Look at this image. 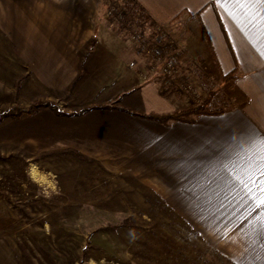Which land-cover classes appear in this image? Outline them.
Segmentation results:
<instances>
[{
    "label": "crops",
    "instance_id": "obj_1",
    "mask_svg": "<svg viewBox=\"0 0 264 264\" xmlns=\"http://www.w3.org/2000/svg\"><path fill=\"white\" fill-rule=\"evenodd\" d=\"M136 1L160 25L196 18L199 50L186 46L183 62L218 79L238 67L228 99L214 101L224 112L168 125L134 114L171 113L180 100L147 55L131 67L119 42L95 38L100 0H0V47L18 48L51 92L89 89L85 107L54 115L52 141L130 170L221 254H264V5Z\"/></svg>",
    "mask_w": 264,
    "mask_h": 264
},
{
    "label": "rangeland",
    "instance_id": "obj_2",
    "mask_svg": "<svg viewBox=\"0 0 264 264\" xmlns=\"http://www.w3.org/2000/svg\"><path fill=\"white\" fill-rule=\"evenodd\" d=\"M100 12L101 29L95 38L119 42L129 66L147 55L142 51L146 41L151 58L145 60H152L163 82L171 81L180 100L177 109L200 103L209 92L216 94L213 101L230 96L228 85L202 61L178 59L172 72L162 70L158 58L173 52L172 45L199 50L196 18L186 16L173 26L155 21V29L144 20L127 18L116 0H108ZM127 19L130 30L122 27ZM39 82L18 48L0 47V264H264V254H213L176 233L166 222L167 211L154 210L160 206L149 188L125 167L111 170L109 160L49 154L63 149L52 141L54 115L85 107L93 98L83 95L89 89L76 95L51 92ZM37 101L38 114L16 116L19 105Z\"/></svg>",
    "mask_w": 264,
    "mask_h": 264
},
{
    "label": "trees",
    "instance_id": "obj_3",
    "mask_svg": "<svg viewBox=\"0 0 264 264\" xmlns=\"http://www.w3.org/2000/svg\"><path fill=\"white\" fill-rule=\"evenodd\" d=\"M117 3L119 4V7L121 9V11H124L125 15H127V18L129 19H138V20H144L146 22L149 23V25L152 28L157 29L158 28V24L155 22V20H152L151 17L145 12V10L143 9V7H141L136 0H116ZM101 7L103 9V12L105 11V9L108 7V0H101ZM120 11L117 10L115 12V14H119ZM182 13V12H181ZM180 14H178L177 16H175L173 18V20H177L179 18ZM127 20H123V26L124 28H126L127 30H130L132 27V23L131 21ZM142 41V40H141ZM146 41H144L143 43V48L142 51L147 53V55H151L150 50H149V45L145 43ZM179 47H177L176 45H172L171 47H169V49L171 51H173V56L178 60V59H185L187 57V50H179ZM240 71L238 69V67H236L233 71L223 74H220V78H219V82L221 84H227L230 81H234L237 78L240 77ZM215 92H209L208 95L200 102L194 105H187L186 107H183L181 109H176L171 113H166V114H157V113H142V112H134V114L139 115L141 117H145V118H149V119H154V120H158L164 124H170L172 122L175 121H183V122H193L195 121V119L198 116L201 115H205V114H219L224 112L225 110L222 109L220 106L215 105L213 99L215 96ZM41 107V102L37 101V102H32L30 103L28 106H18L19 112L16 115L17 117L20 115L23 116H28V115H33L35 113H37V111L40 109ZM66 153H73L78 157H82L83 155H81L77 150L72 149V148H66L63 150H59V151H54L51 152L49 154L51 155H61V154H66ZM23 167L26 168L27 167V162H25V160H23ZM25 175V178L27 176V181L29 183H31L33 186V181L31 180V178L24 172L23 173ZM35 186V184H34ZM33 186V187H34ZM153 197L156 199V201H154L155 205L158 204L160 207L155 208L154 210H160L162 213H166L165 211H167L166 215H165V219L166 222L169 223V225H173V230L176 231V233L181 234L184 233V235L186 234L187 239L189 240V242L191 240H195L196 242L198 241V243L201 245L202 248L204 249H210V251L213 253H216L218 255H220V252L217 251L216 249L210 247L209 244L206 243L205 240L201 239V237L199 236V234L190 226V224H188L187 222L183 221L178 215H176L174 213V211L168 206L167 202H165V200L158 195L155 192H151ZM168 216V217H167ZM164 220V219H162ZM166 222H163L162 224L168 225L166 224ZM121 224H114L112 225L113 228H118L120 227ZM177 226V227H176ZM195 245V244H194ZM198 247V244H197ZM213 253V254H214ZM199 255H201V252L199 253ZM199 256L198 259L200 260ZM82 264H85L82 262Z\"/></svg>",
    "mask_w": 264,
    "mask_h": 264
},
{
    "label": "built area",
    "instance_id": "obj_4",
    "mask_svg": "<svg viewBox=\"0 0 264 264\" xmlns=\"http://www.w3.org/2000/svg\"><path fill=\"white\" fill-rule=\"evenodd\" d=\"M137 39H140L139 37H137ZM161 62L163 61V67L162 70L164 72H172L173 66H176V64H178V60L173 56V53L168 51L166 53H164L163 55L159 56L158 58Z\"/></svg>",
    "mask_w": 264,
    "mask_h": 264
},
{
    "label": "snow or ice",
    "instance_id": "obj_5",
    "mask_svg": "<svg viewBox=\"0 0 264 264\" xmlns=\"http://www.w3.org/2000/svg\"><path fill=\"white\" fill-rule=\"evenodd\" d=\"M248 2H249V3H252V2H254V0H248ZM259 3H260L261 5H264V0H259Z\"/></svg>",
    "mask_w": 264,
    "mask_h": 264
},
{
    "label": "bare ground",
    "instance_id": "obj_6",
    "mask_svg": "<svg viewBox=\"0 0 264 264\" xmlns=\"http://www.w3.org/2000/svg\"><path fill=\"white\" fill-rule=\"evenodd\" d=\"M35 175H36V173H35Z\"/></svg>",
    "mask_w": 264,
    "mask_h": 264
}]
</instances>
